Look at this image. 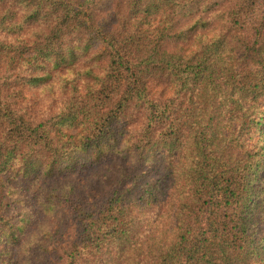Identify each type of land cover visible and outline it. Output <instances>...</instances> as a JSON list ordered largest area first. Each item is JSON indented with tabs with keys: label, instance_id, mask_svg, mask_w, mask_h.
Wrapping results in <instances>:
<instances>
[{
	"label": "trees",
	"instance_id": "16d2710c",
	"mask_svg": "<svg viewBox=\"0 0 264 264\" xmlns=\"http://www.w3.org/2000/svg\"><path fill=\"white\" fill-rule=\"evenodd\" d=\"M12 1L25 23H48L43 41L34 46V68L41 70L45 59L55 67L70 64L75 48L64 39L75 34H81L85 48L97 44L95 58L106 65L98 87L86 90L85 102L42 118H28L12 108L0 86V165L17 178L33 180L64 158L75 167L81 157L76 152L94 158L108 149L109 158L124 154L148 165L164 158L171 167L175 225L139 263L256 264L261 245L252 224V201L264 193L262 0H237L239 8L217 24L212 39H199L187 56L173 52L186 29L167 12L170 5L179 11L181 0H157L162 17L151 36L123 22L97 19L92 11L97 0ZM229 44L240 53L236 60L229 59ZM237 60L244 68H238ZM151 72L172 76L173 81L168 79L175 88L169 97H149L144 76ZM135 112L144 119L139 137L120 146L126 128L117 132L114 125H125ZM67 123L78 128L66 138L55 136ZM15 148L27 158L42 149L45 160L38 168L28 159L14 169L6 158ZM144 171L131 185L143 193L130 202L125 197L131 188L114 186L97 206L71 204L78 229L64 249L65 264H76L83 254L99 253L108 261L127 254L132 240L143 235L137 202L153 198L150 182L140 179ZM3 231L12 238L13 232L0 227Z\"/></svg>",
	"mask_w": 264,
	"mask_h": 264
},
{
	"label": "rangeland",
	"instance_id": "374dc122",
	"mask_svg": "<svg viewBox=\"0 0 264 264\" xmlns=\"http://www.w3.org/2000/svg\"><path fill=\"white\" fill-rule=\"evenodd\" d=\"M181 9H167L170 17L180 19V28H184L185 38L173 48V52L190 55L196 50L199 41L212 39L217 24L229 19L240 4L237 0H181ZM264 11V0L260 1ZM152 5L156 7L153 8ZM175 10V11H174ZM97 19H108L111 25L125 23L147 36L153 35L162 17V10L157 0H138L131 4L129 0H97L93 8ZM221 14V18H219ZM86 18V13H83ZM197 23V24H195ZM195 24L192 28L189 26ZM48 27L47 22L25 23L21 8L12 0H0V86L4 98L15 110L23 112L28 118H42L52 115L66 106H80L85 102L88 88L98 87L104 69L105 60H97L95 53L98 45L85 48L81 34L68 35L65 44L75 48L74 59L70 64L54 66L43 60L42 69L33 67L35 62L34 46L43 41ZM64 49L65 46L58 45ZM229 59L236 60L240 53L228 45ZM238 68L244 65L236 61ZM247 68H252L250 65ZM33 76L41 77L39 81ZM170 74L148 73L144 76L145 87L150 98L163 100L169 97L175 85ZM71 108V107H70ZM213 112L217 111L212 107ZM141 112H135L125 125L116 122L115 130L123 127L124 143L139 137L143 126ZM229 131V126L223 125ZM78 128L76 123L66 125L54 131L55 136L66 138ZM127 148L124 150L126 151ZM70 151V150H68ZM89 153H92L90 151ZM23 149L15 148L8 153L7 162L14 169L19 162L25 166L28 159L36 162L38 168L44 162L42 149L32 153L31 158L24 156ZM78 163H69L67 158L56 164L33 180L17 178L12 170L0 165V227L6 232L0 234V264H65V247L77 232V217L71 204L97 206L108 197L109 189L114 186L125 188L127 201L142 194L143 189L131 186L134 177L143 170L140 178L150 182L152 199H143L136 207L144 218L141 234L132 240L133 246L126 255L112 258L111 261L100 259L96 255L83 254L76 264H130L144 260L159 245L160 238L171 233L175 225V201L173 199L170 165L159 159L156 163L140 164L122 154L121 158L108 157V149L100 157L91 158V154L77 153ZM91 158V159H87ZM264 173V170L262 171ZM121 184V185H120ZM252 224L256 230L258 249L256 264H264V193L252 201ZM112 254V253H111ZM104 256V255H103ZM112 256L116 257L114 254Z\"/></svg>",
	"mask_w": 264,
	"mask_h": 264
}]
</instances>
